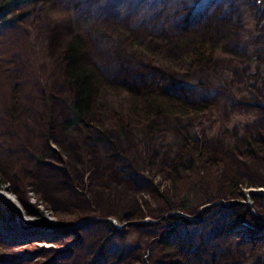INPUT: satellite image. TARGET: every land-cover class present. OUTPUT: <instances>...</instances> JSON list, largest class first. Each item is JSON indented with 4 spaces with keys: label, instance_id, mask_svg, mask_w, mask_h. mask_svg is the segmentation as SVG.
<instances>
[{
    "label": "rangeland",
    "instance_id": "obj_1",
    "mask_svg": "<svg viewBox=\"0 0 264 264\" xmlns=\"http://www.w3.org/2000/svg\"><path fill=\"white\" fill-rule=\"evenodd\" d=\"M2 18L0 264H264V0H28ZM77 34L121 88L95 103L101 133L64 127ZM128 87L204 109L149 128Z\"/></svg>",
    "mask_w": 264,
    "mask_h": 264
},
{
    "label": "trees",
    "instance_id": "obj_2",
    "mask_svg": "<svg viewBox=\"0 0 264 264\" xmlns=\"http://www.w3.org/2000/svg\"><path fill=\"white\" fill-rule=\"evenodd\" d=\"M24 1L28 0H0V10L4 9V11L10 15L14 10V6L16 4L24 3ZM4 23L5 18H2L0 20V27ZM209 36H206L203 39H194L193 42H191L189 54L186 58L189 64H194L196 66L202 65L212 57V54H209L211 47V38ZM63 61L65 63L64 82L71 92V97L68 101V118L64 121V127L66 129L79 128L101 133V121H96L94 120L95 118L93 119L95 103L102 90L107 89L116 94L121 93V88L116 84H112L103 79L97 68L91 62L86 41L80 34L75 35L67 43L63 52ZM172 86L175 88L178 87V84L174 83ZM162 90L155 88L152 89V87H128L127 89L129 94V112L137 116V118L149 128L157 125L155 119L158 120L164 116L186 117L190 113L204 109L202 104L186 103L179 100L171 93L170 95H167L168 91H165L164 89ZM122 120L119 122H121V129L125 131V128L128 127L127 121L124 119L122 122ZM253 146L256 149H264V144H253ZM192 151L193 153L191 156L200 154V152L196 151L194 148ZM186 164L187 163L184 164V162L180 161L178 165L176 164L174 173H176L177 168L179 167H182L183 169L188 168L189 164L188 166H186ZM25 211L27 212L26 209ZM171 216L172 219L179 218L187 223L193 222L190 218L184 215L174 214ZM2 244L3 245L1 246H7L4 243ZM15 248L17 247L10 249L12 250Z\"/></svg>",
    "mask_w": 264,
    "mask_h": 264
},
{
    "label": "bare ground",
    "instance_id": "obj_3",
    "mask_svg": "<svg viewBox=\"0 0 264 264\" xmlns=\"http://www.w3.org/2000/svg\"><path fill=\"white\" fill-rule=\"evenodd\" d=\"M0 198L2 200H4L5 202H11L12 199L7 195V193H1L0 192ZM0 213L2 214V211H0ZM18 217H19V222H27L29 221L27 218H26V215L23 211H19L18 213Z\"/></svg>",
    "mask_w": 264,
    "mask_h": 264
},
{
    "label": "water",
    "instance_id": "obj_4",
    "mask_svg": "<svg viewBox=\"0 0 264 264\" xmlns=\"http://www.w3.org/2000/svg\"><path fill=\"white\" fill-rule=\"evenodd\" d=\"M211 205H212V204H207V205L203 206L202 212L204 211V209L209 208ZM170 215H171V214H170ZM185 216H187V215H185ZM187 217L190 218L192 221L198 219V218H194V217H190V216H187Z\"/></svg>",
    "mask_w": 264,
    "mask_h": 264
}]
</instances>
